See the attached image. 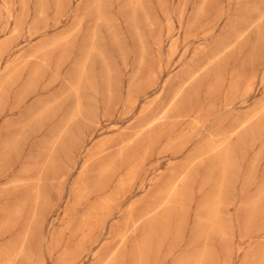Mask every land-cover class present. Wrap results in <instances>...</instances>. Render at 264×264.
<instances>
[{"label":"rangeland","instance_id":"obj_1","mask_svg":"<svg viewBox=\"0 0 264 264\" xmlns=\"http://www.w3.org/2000/svg\"><path fill=\"white\" fill-rule=\"evenodd\" d=\"M47 2L42 17L29 0L23 33L0 65V264H194L200 254L205 264H264V0ZM5 4L21 17V0ZM34 27L46 31L31 35ZM82 64L88 81L75 117ZM223 138L236 165L219 219L225 236L201 239L204 200L222 170L211 155L195 159ZM128 151L143 156L141 170L124 197L100 207L128 170L110 182L100 171ZM189 170L187 198L174 200L180 208L172 205L167 225H153L164 186Z\"/></svg>","mask_w":264,"mask_h":264},{"label":"bare ground","instance_id":"obj_2","mask_svg":"<svg viewBox=\"0 0 264 264\" xmlns=\"http://www.w3.org/2000/svg\"><path fill=\"white\" fill-rule=\"evenodd\" d=\"M96 1H100V0H96ZM95 0H94V2H96ZM102 1V0H101ZM38 2H39V7H40V9H39V7H38V10H39V13H37V14H39V16H41L42 15V17H43V15L46 13V10H47V8H48V6H47V4H48V2H47V0H38ZM59 4H60V6H62V2H63V4H68V3H70L71 2V0H59ZM91 2V1H90ZM97 3V2H96ZM100 3H102V2H99L97 5H102V4H100ZM21 5H22V9H23V14L21 15V17L20 18H18L19 16H17V15H15V8L12 6V7H10V6H7L6 4H5V6H0V65L3 63V61H4V59H5V57L6 56H8V55H10L11 54V51L15 48V42H16V40L19 38V36L20 35H22V33H23V25H24V23H25V21H26V19H28L27 17H28V7H29V0H21ZM96 5V6H97ZM38 6V5H37ZM91 6V5H90ZM96 6H94L93 8H96ZM201 6V5H200ZM56 8V7H55ZM98 8V7H97ZM57 9V8H56ZM95 10V9H94ZM97 10V9H96ZM95 10V11H96ZM62 11V10H61ZM92 13V12H91ZM264 13V12H263ZM263 13L261 14V16L263 15ZM99 14V13H98ZM40 21V20H39ZM13 24L15 25V27H13ZM46 31V28L45 29H42V28H40V27H34V28H30L29 30H28V32H30L31 33V35H38V34H41V33H43V32H45ZM44 34V33H43ZM61 37V36H60ZM94 38V37H93ZM96 38V37H95ZM94 38V39H95ZM65 41V40H64ZM63 42V41H62ZM59 43V42H58ZM15 44V45H14ZM61 45V44H60ZM227 46V45H226ZM226 46L224 47L225 49H227L226 48ZM222 49V48H221ZM224 49V50H225ZM92 50H93V48H92ZM221 51L222 50H219V51H217V52H214V58L213 59H217V58H215V56L217 57L220 53H221ZM89 54H91L90 53V51H89ZM87 60L89 59V56L86 58ZM209 59H211V58H209ZM211 61V60H210ZM215 61V60H214ZM47 62V61H46ZM86 63H87V61H86ZM42 66V65H41ZM37 67V66H36ZM40 67V66H39ZM39 69V68H38ZM37 69V70H38ZM34 71V70H33ZM41 71V70H40ZM9 72V71H8ZM39 72V71H38ZM34 73V72H33ZM88 73H89V71L87 70V68L85 67V65L84 64H82V66L81 67H79L78 68V70H77V72H76V74H75V77H76V80H75V77H74V80L75 81H73V85H72V91L74 92V94L76 95V97L77 98H79L78 99V102L77 103H79L80 104V94H81V91H82V86L84 85V83L85 82H87L88 80H87V78H88ZM36 74H37V71H36ZM38 75H39V73H38ZM38 75H36V76H38ZM189 75V74H188ZM194 75V73L193 74H191L190 76H189V79L191 80L193 77H195V76H193ZM33 76H34V74L32 75V78H33ZM35 76V77H36ZM17 78V77H16ZM37 78V77H36ZM10 79V78H9ZM195 79V78H194ZM6 80H8V78L6 79ZM6 80H4V81H6ZM31 80H30V78H29V82H30ZM8 82V81H7ZM6 82V85L8 84ZM32 82H33V79H32ZM5 83V82H4ZM4 83L2 84L3 85V87H4ZM26 83H28V82H26ZM110 83V82H109ZM10 84V83H9ZM33 84H35V83H33ZM13 85V84H12ZM26 87H29V84H28V86H27V84L25 85ZM25 86H24V89H25ZM34 86H37L36 84L34 85ZM31 88H33V85L31 86ZM35 88V87H34ZM95 88V87H94ZM24 89H22V90H24ZM36 89V88H35ZM35 89H34V92H36L35 91ZM92 89V88H91ZM2 90V89H1ZM1 90H0V94L2 95V93H3V90H5L4 88H3V90H2V92H1ZM26 90V89H25ZM29 90H30V87L29 88H27V91H28V94L30 95V93H29ZM37 90V89H36ZM27 91H26V95H28L27 94ZM70 91V90H69ZM5 92V91H4ZM24 93L25 92H23V95H24ZM68 94V93H67ZM1 95H0V103H1ZM4 95V94H3ZM25 95V96H26ZM28 95V96H29ZM110 97V96H109ZM21 98H25V97H23L22 95H21ZM79 104H77V108H76V110H74L75 112L73 113V115L76 117V115L79 113L80 115H81V112H80V110H82V108H81V104L79 105ZM264 107V106H263ZM202 108V107H201ZM46 109V108H45ZM194 109V108H193ZM264 112V110L263 111H261V114ZM41 113L42 114H44V113H47V111L45 112V111H41ZM83 113V112H82ZM260 114V115H261ZM37 115V114H36ZM39 115H41L40 113H39ZM72 115V116H73ZM252 115H253V117H254V114H251V117H252ZM259 115V116H260ZM74 116H73V118H74ZM83 116V115H82ZM262 116V115H261ZM71 117V116H70ZM250 117V116H249ZM257 117H258V114H257ZM256 116L254 117V118H257ZM260 118V117H259ZM71 119H72V117H71ZM71 119H69V121L71 120ZM258 119V118H257ZM262 117L260 118V119H258V122L259 121H261L260 123H262ZM34 120V119H33ZM72 121V120H71ZM74 121V120H73ZM245 121H247V120H245ZM245 121H243V122H241V124L244 126L246 123L247 124H249V125H251V122H252V120H250V118H249V122H245ZM256 121V120H255ZM197 122V121H196ZM198 122H199V120H198ZM198 122H197V124H198ZM262 125V124H261ZM260 125V126H261ZM66 126V125H65ZM247 126V125H246ZM68 127V126H67ZM65 130V129H64ZM253 130V129H252ZM62 131V130H61ZM249 132L251 131L250 129L248 130ZM255 131L253 130V132L252 133H254ZM68 133V132H67ZM240 133V132H239ZM238 133V134H239ZM246 133V132H245ZM62 134V133H61ZM60 134V135H61ZM137 134V133H136ZM237 134V135H238ZM248 134H250V133H248ZM251 135V134H250ZM241 137H243L242 135H241ZM249 137V136H248ZM56 139V138H55ZM241 139V138H240ZM245 139V138H244ZM226 140H228V138L226 139V138H223V139H221V140H219V141H216V140H213V141H211L207 146H205V147H203V148H201L200 149V151H199V153H198V156H197V159H195V160H197V161H199V162H201L202 160H204L205 158V156H206V158H208L207 157V155H211V156H213V159H214V163H213V166L215 167H218V168H220L221 170H222V175H221V178L219 179V181L217 180V183H216V191L214 192V194H209L210 195V200L206 197V199H208L209 201L208 202H205V200H204V206H205V210H207L208 212V215L209 216H207L206 218H208L207 220L206 219H203V220H205V221H203L201 224H200V227H199V230H197L196 229V232L197 231H199L198 232V235H199V238H201V239H203V237L204 238H210V237H213L214 235L216 236V235H219V233L220 234H222L223 236H225V234H224V232H223V230H221L220 229V224H219V222H220V213H221V210H222V213H223V209H224V207H222V205H223V201L225 200V198L223 199V197L225 196L224 194L225 193H227V192H229L230 193V189H229V191H227L228 189H227V182L230 184V182L227 180V173L229 172V170H230V168L233 166L234 167V169L236 168V165H233L235 162V160L233 161L232 160V153H233V151H232V149H233V147L231 148L230 147V142H228V141H226ZM107 142H109V141H107V140H105V141H102L101 143H100V145H99V147H97V149L99 150V149H101V148H103V147H105L107 144ZM131 142V141H130ZM146 142H147V140H146ZM153 142V141H152ZM99 143V142H98ZM56 144H57V142H56ZM146 144V143H145ZM148 144V143H147ZM146 144V145H147ZM142 145V144H141ZM128 147V146H127ZM132 147V146H131ZM68 148V147H67ZM137 148V147H136ZM121 150V149H120ZM197 152V151H196ZM125 153V151H122L121 153H120V156H122L123 154ZM128 155L125 157V158H123L121 161L119 160L118 161V159L119 158H117V159H114V160H112L107 166L105 165V167L104 168H102L101 169V171H100V175L99 176H101L102 178H106V180H107V182H110L111 180H113V178L114 177H116V175H117V171H118V169L120 168L121 169V167H127V170L128 171H126V173L123 175V176H121L118 180H117V183H116V190H115V192H114V194L113 195H109L108 197H105V196H103L102 198H104L103 200H102V202L99 204V206L100 207H103V208H108L112 203H115V202H113V201H119V199H116V196L117 195H121V196H123L124 197V195H125V193L127 192V190L129 189V188H132V186H133V184H134V182H135V180H136V178H137V175H138V173H139V170H141L140 168L142 167L141 165H142V157H140L139 155H137V152H136V154H135V152L133 151H128V153H127ZM195 156V155H194ZM211 156H210V158H211ZM235 156V154H233V157ZM49 157H50V155H49ZM53 157V156H52ZM51 157V158H52ZM212 159V160H213ZM234 159V158H233ZM92 161V160H91ZM51 162V159H47V161H46V163H49V164H51L50 163ZM54 162V161H53ZM198 164V163H197ZM232 167V168H233ZM55 169V168H54ZM84 170L82 171V175H83V177L85 176V174H86V171L87 170H85L86 168H83ZM213 170V168L211 167V171ZM216 171H218V170H216ZM189 172H191L190 170L189 171H186V173H183V174H179V176H177V177H175V178H173V179H171L169 182H167V184L164 186V189H163V191L162 192H164V194L162 195V196H164V198L162 199V202H159L160 203V205H159V207H161V209L160 210H157V211H154L153 210V212L151 211V220H152V222H151V220L149 221V222H151V223H153V225H155V223L154 222H157V223H165V225H167V223H168V221L167 220H169L170 218V210H171V208L173 207L172 205H174L175 207H177L178 205L176 204H174V200H180V202H183V200H182V198H184L185 199V197L187 198V196H186V193H187V190H188V183H190L188 180H189V178H192V176L190 177V175H192L193 173H191V174H189ZM231 172V171H230ZM230 174H228V177H230L229 176ZM101 177H100V179H101ZM251 178V177H250ZM217 179V178H216ZM215 179V180H216ZM248 179H249V177H248ZM191 180V179H190ZM214 180V181H215ZM113 182V181H112ZM143 184V183H142ZM144 186V185H143ZM142 186V187H143ZM80 187H82V188H76V189H78L77 191H76V193H77V195H78V191L80 192V190L82 191H84L87 187H86V185H85V183L83 184V186H80ZM110 187V186H109ZM229 187H230V185H229ZM39 189V188H38ZM89 191V190H88ZM243 191V190H242ZM263 191H264V189H263ZM37 192H38V190H37ZM85 192V191H84ZM132 193V192H131ZM228 193V194H229ZM75 194V193H74ZM99 194V193H98ZM129 194H130V191H129ZM227 194V195H228ZM38 195V194H37ZM208 195V196H209ZM79 196V195H78ZM120 196V197H121ZM87 197V196H86ZM258 197H260V195L258 194ZM37 198V197H36ZM82 198H84L83 197V195H82ZM101 198V197H100ZM261 199H262V197H260ZM124 199V198H123ZM122 199V200H123ZM157 199V198H156ZM229 200H230V198H228ZM228 199L226 198V200L228 201ZM182 200V201H181ZM79 201H80V199H79ZM83 201V200H82ZM127 201V200H126ZM159 201V200H158ZM177 201V203H179ZM227 201H226V204H227ZM247 201V200H246ZM258 201V200H257ZM121 202V201H120ZM230 202V201H229ZM234 202V201H233ZM247 202H249V201H247ZM37 203H38V201H37ZM133 203V202H132ZM225 203V202H224ZM232 203V201L230 202V204ZM259 203V202H258ZM260 203H262V202H260ZM181 204V203H180ZM255 204H256V201H255ZM158 205V204H157ZM183 205V204H182ZM225 205V204H224ZM243 205V204H242ZM259 205V204H258ZM257 205V206H258ZM129 206V205H128ZM155 207H156V204L154 205ZM181 206V205H180ZM254 206V205H253ZM129 207H133V204H132V206H129ZM179 207V206H178ZM177 207V208H178ZM201 207H203V204H202V206ZM255 207H256V205H255ZM158 208V207H157ZM176 208V209H177ZM180 208V207H179ZM185 208V207H184ZM184 208H182V209H184ZM93 209V208H92ZM181 209V210H182ZM94 210V209H93ZM92 210V211H93ZM119 210H121V208H119L118 209V211ZM150 210H152V209H150ZM149 210V211H150ZM174 209H172V211H173ZM148 211V212H149ZM182 211H184L185 212V210H182ZM201 211H202V209H201ZM243 211V210H242ZM204 212H206V211H204L203 210V213ZM120 213V212H119ZM182 213V212H181ZM122 214V213H121ZM183 214V213H182ZM181 214V215H182ZM184 215V214H183ZM205 216L207 215V214H204ZM223 215V214H222ZM221 215V216H222ZM94 217V213L93 212H90L89 214H88V216H87V218H86V221L84 222V224H83V226L82 227H87V226H89L88 225V220L90 219H92ZM254 217V216H253ZM181 218H182V216H181ZM180 218V219H181ZM224 218V217H223ZM248 218V217H247ZM246 218V219H247ZM136 219H135V215H134V212L132 211V212H130L129 213V215L126 217V223H125V227L126 226H128L129 224H131V223H133L134 221H135ZM145 220H147V219H145ZM221 220H222V218H221ZM104 221V220H103ZM148 221V220H147ZM242 221V220H241ZM247 221V220H246ZM252 220H250V222H251ZM170 222V221H169ZM255 222V221H254ZM156 223V224H157ZM200 223V222H199ZM198 223V224H199ZM224 223H226L225 221H223V226H226ZM252 223V222H251ZM250 223V224H251ZM197 224V225H198ZM230 224V223H229ZM150 226H151V224H150ZM158 226V225H157ZM157 226L155 227V228H157ZM199 226V225H198ZM223 226H221V227H223ZM129 227V226H128ZM87 229H89V227L87 228ZM126 228H123V230H125ZM84 230V229H83ZM153 232V234H154V232H155V230L154 231H152ZM152 232H151V235H152ZM164 232H166V231H164ZM222 232V233H221ZM127 235H128V233H126ZM163 234H165V233H163ZM127 235H125L124 236V238L127 236ZM151 235H149V237L151 236ZM197 235V236H198ZM196 236V237H197ZM147 237H148V235H147ZM152 238V237H151ZM206 241V240H205ZM145 243V242H144ZM145 245H146V243H145ZM81 247V246H80ZM82 250V249H81ZM80 250V251H81ZM20 251V250H19ZM79 251V249L77 250V252ZM214 251V250H213ZM18 253V252H17ZM138 254H139V252H137ZM19 254V253H18ZM108 254V253H107ZM70 255H71V253H70ZM72 255H74L73 254V252H72ZM255 255V254H254ZM254 255H252V258H255L254 257ZM76 256V255H75ZM112 256H114V255H112ZM200 256L201 257H197V260H195V263L194 264H205V260H204V254H200ZM9 257V256H8ZM11 257V256H10ZM72 257H74V256H72ZM72 257H71V259H72ZM258 257H260V256H258ZM258 257H256V258H258ZM209 258V257H208ZM252 258H249V259H252ZM71 259H69V260H71ZM74 259V258H73ZM72 259V260H73ZM114 259V258H113ZM113 259L112 260H109V262L107 263V264H115V262L113 261ZM259 259V258H258ZM9 260V259H8ZM7 260V261H8ZM204 260V261H203ZM207 260V259H206ZM209 260V259H208ZM256 260V259H255ZM224 261V260H223ZM252 261V263H254L253 262V259L251 260ZM251 261H249V262H251ZM9 262V261H8ZM8 262H4L3 264H10V263H8ZM208 262H210V261H208ZM213 262V261H212ZM226 262V261H225ZM248 262V263H249ZM257 262L259 263H261L262 261H261V259L258 261L257 260ZM44 263V262H43ZM67 264L68 263H70V261L69 262H66ZM65 263V264H66ZM251 263V264H252ZM208 264V263H207ZM250 264V263H249ZM256 264V263H255Z\"/></svg>","mask_w":264,"mask_h":264}]
</instances>
